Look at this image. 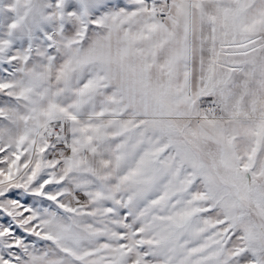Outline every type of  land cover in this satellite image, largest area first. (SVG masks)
I'll return each instance as SVG.
<instances>
[{
  "label": "snow or ice",
  "instance_id": "1",
  "mask_svg": "<svg viewBox=\"0 0 264 264\" xmlns=\"http://www.w3.org/2000/svg\"><path fill=\"white\" fill-rule=\"evenodd\" d=\"M0 264H264V0H0Z\"/></svg>",
  "mask_w": 264,
  "mask_h": 264
}]
</instances>
